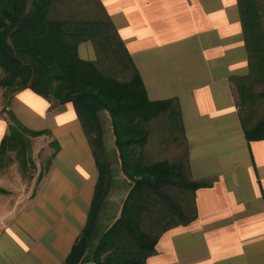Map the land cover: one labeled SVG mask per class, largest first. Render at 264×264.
Segmentation results:
<instances>
[{
  "label": "crops",
  "instance_id": "crops-1",
  "mask_svg": "<svg viewBox=\"0 0 264 264\" xmlns=\"http://www.w3.org/2000/svg\"><path fill=\"white\" fill-rule=\"evenodd\" d=\"M101 4L148 100L178 104L190 179L209 184L194 194L195 219L164 232L145 264H264V140L247 141L238 109L249 74L238 1ZM78 56L96 61L93 43ZM7 106L0 93V143L10 111L52 146L29 199L0 180V264H64L88 223L98 164L72 104L26 89Z\"/></svg>",
  "mask_w": 264,
  "mask_h": 264
},
{
  "label": "trees",
  "instance_id": "trees-1",
  "mask_svg": "<svg viewBox=\"0 0 264 264\" xmlns=\"http://www.w3.org/2000/svg\"><path fill=\"white\" fill-rule=\"evenodd\" d=\"M237 1L249 65L238 86V109L247 141H259L264 115L252 113L254 101L261 97L264 104V0ZM86 41L93 43L96 61L79 58L78 46ZM0 74L6 104L26 89L52 104H72L98 164L88 223L64 264H145L164 232L195 219L194 194L209 184L190 179L178 104L148 100L101 0H0ZM104 112L121 172L132 185L119 217L94 245L97 215L112 178L102 140ZM6 113L0 166L9 151L22 161L29 140L42 135ZM165 130L166 143L159 140L163 133L156 134ZM170 142L175 153L166 159L161 148Z\"/></svg>",
  "mask_w": 264,
  "mask_h": 264
},
{
  "label": "rangeland",
  "instance_id": "rangeland-1",
  "mask_svg": "<svg viewBox=\"0 0 264 264\" xmlns=\"http://www.w3.org/2000/svg\"><path fill=\"white\" fill-rule=\"evenodd\" d=\"M1 76V74H0ZM2 93V90H0ZM257 97V96H256ZM258 98V97H257ZM3 109L8 107L4 98ZM260 99V100H259ZM254 101L253 117H261L264 113V104L262 105L261 97ZM259 103H261L259 105ZM3 113V110L1 111ZM100 120L103 129L102 140L108 161L112 168V178L109 184V192L101 203L100 212L97 215V222L95 228V235L93 236V244L97 243L98 238L111 226L116 218L119 217L123 203L131 188V183L122 174L120 169V162L118 152L115 147V138L112 131L111 120L109 115L104 112L100 114ZM159 130V129H158ZM164 130V129H162ZM168 131V130H167ZM165 131H156L163 133L160 142L166 143V136L169 133ZM25 158L22 161L18 160L15 152L9 151L2 158L0 166V180L4 181L5 186L8 187L10 196L14 197L20 194H25L26 199H29L34 193V189L39 175H42L49 164L50 155L46 152L48 146H52L47 138L35 141V138L29 140ZM161 148L163 150V157L170 159L175 153V149L171 142ZM169 153V154H168Z\"/></svg>",
  "mask_w": 264,
  "mask_h": 264
}]
</instances>
